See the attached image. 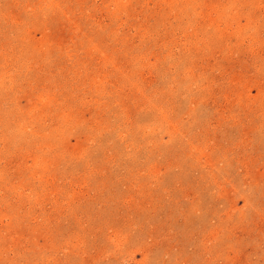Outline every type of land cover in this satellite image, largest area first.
<instances>
[{
    "label": "rangeland",
    "instance_id": "obj_1",
    "mask_svg": "<svg viewBox=\"0 0 264 264\" xmlns=\"http://www.w3.org/2000/svg\"><path fill=\"white\" fill-rule=\"evenodd\" d=\"M0 264H264V0H0Z\"/></svg>",
    "mask_w": 264,
    "mask_h": 264
}]
</instances>
